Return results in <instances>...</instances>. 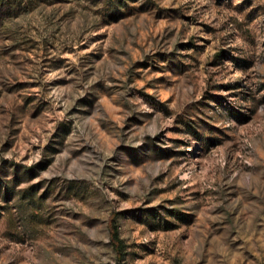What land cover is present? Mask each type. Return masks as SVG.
Listing matches in <instances>:
<instances>
[{
  "label": "rangeland",
  "instance_id": "374dc122",
  "mask_svg": "<svg viewBox=\"0 0 264 264\" xmlns=\"http://www.w3.org/2000/svg\"><path fill=\"white\" fill-rule=\"evenodd\" d=\"M0 264H264V0H0Z\"/></svg>",
  "mask_w": 264,
  "mask_h": 264
},
{
  "label": "trees",
  "instance_id": "16d2710c",
  "mask_svg": "<svg viewBox=\"0 0 264 264\" xmlns=\"http://www.w3.org/2000/svg\"><path fill=\"white\" fill-rule=\"evenodd\" d=\"M111 238L115 245L116 250L118 251V255L122 256V251H121L122 241L119 237L118 230L115 224L111 225Z\"/></svg>",
  "mask_w": 264,
  "mask_h": 264
}]
</instances>
